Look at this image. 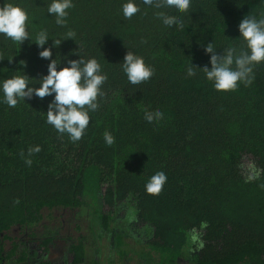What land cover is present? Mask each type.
<instances>
[{
    "label": "trees",
    "instance_id": "1",
    "mask_svg": "<svg viewBox=\"0 0 264 264\" xmlns=\"http://www.w3.org/2000/svg\"><path fill=\"white\" fill-rule=\"evenodd\" d=\"M49 2L0 0L31 21L21 45L0 35V78L47 74L34 44L47 29L46 47L76 33L52 48L53 59L95 57L107 80L78 141L45 122L50 96L0 104V264H264V62L250 85L228 92L201 70L211 67L208 43L217 54L243 47L238 25L264 13V0H191L184 13L141 3L130 19L120 11L125 0H73L64 27L47 14ZM156 11L183 29H168ZM127 50L152 67L148 81H127ZM156 111L163 119L147 124L145 112ZM37 145L29 166L21 153ZM159 171L167 177L161 191L146 193ZM51 210L87 215V235L58 240V229L41 225Z\"/></svg>",
    "mask_w": 264,
    "mask_h": 264
},
{
    "label": "clouds",
    "instance_id": "2",
    "mask_svg": "<svg viewBox=\"0 0 264 264\" xmlns=\"http://www.w3.org/2000/svg\"><path fill=\"white\" fill-rule=\"evenodd\" d=\"M141 3L153 9H170L176 13H184L188 11L191 0H125L120 6L123 17L132 18L140 11ZM73 6V0H50L47 4V14L54 17L56 25L64 27L67 24V10ZM154 15L168 29H183L182 21L165 11H156ZM28 24H31L29 15L18 4L3 3L0 6V35L5 39L19 45L25 40L29 41ZM238 32L239 39L243 42L240 49L229 45L222 53L217 54L212 42L204 46V52L209 54L211 67L205 66L201 70L216 91H233L238 83L250 85L253 81L254 65L264 62V13L245 16L238 25ZM75 35L74 31L68 30L63 34V38L51 40V47H46L50 40L49 33L47 29H41L35 33L34 44L38 49H42L38 52L39 57L49 61L47 74L41 75L39 79L29 78L24 73L0 78V104L9 108H15L18 102H25L26 98L31 100L36 97L43 100L45 97H52L47 106L45 122L58 133H66L72 141L80 140L84 134L90 121L89 112L97 109V97L103 95L101 88L107 80V75L102 72L101 64L95 57L76 55L78 59H70L65 56L59 62L52 58V48L59 47L63 41L74 40ZM13 58L8 59L9 63ZM62 62L66 66L61 67ZM120 66L127 81L132 85L148 81L153 75L152 67L146 65L143 57L129 50ZM194 69L196 67L191 63L187 66L188 77L196 74ZM31 79L38 82V87L29 83ZM144 119L151 125L163 119V113L145 112ZM103 138L107 145L114 143V137L108 131L103 133ZM39 151L40 147L37 145L28 148L27 156L22 152L25 164L30 166V157ZM166 180L164 172H156L144 186L146 193L159 194Z\"/></svg>",
    "mask_w": 264,
    "mask_h": 264
},
{
    "label": "rangeland",
    "instance_id": "3",
    "mask_svg": "<svg viewBox=\"0 0 264 264\" xmlns=\"http://www.w3.org/2000/svg\"><path fill=\"white\" fill-rule=\"evenodd\" d=\"M74 213L75 212L73 211H64V210L43 211L42 212L43 219L41 225L46 224L47 226H50V229L53 228L58 229V233H57L58 240L68 235H71L72 238L78 235L84 237V235L85 236L87 235L88 227H90L89 220L86 217L87 215H84L83 218H80L78 220L75 217ZM40 228H39V232H41ZM21 238H25V236L21 234ZM85 240L87 239L85 238ZM58 246H60L59 243Z\"/></svg>",
    "mask_w": 264,
    "mask_h": 264
}]
</instances>
